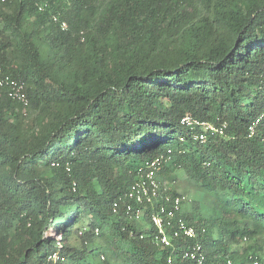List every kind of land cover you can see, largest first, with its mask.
I'll return each mask as SVG.
<instances>
[{"label":"trees","instance_id":"16d2710c","mask_svg":"<svg viewBox=\"0 0 264 264\" xmlns=\"http://www.w3.org/2000/svg\"><path fill=\"white\" fill-rule=\"evenodd\" d=\"M0 68V264H264V0H0ZM157 158L171 248L120 200Z\"/></svg>","mask_w":264,"mask_h":264},{"label":"built area","instance_id":"2783aa9c","mask_svg":"<svg viewBox=\"0 0 264 264\" xmlns=\"http://www.w3.org/2000/svg\"><path fill=\"white\" fill-rule=\"evenodd\" d=\"M63 30L67 29V24H62ZM0 88H5L8 91L9 97L13 100L27 104V97L25 93V85L12 79L0 68ZM181 125L190 131L204 130L210 134H223L226 125L217 128L215 125L201 122L191 116H186L181 120ZM194 139L206 143L208 140L206 133L196 132L193 134ZM183 141V138H180ZM161 159L157 158L151 162H147L142 172L138 176L136 183L129 189L127 194L120 200H128L125 204V211L127 215H135L136 220H140L145 216V210L139 208L152 207L153 211L150 213L151 224L156 231V243L163 248H171L175 245L174 242L181 238L195 239L196 231L192 226H188L180 217L182 213V199H172L169 196L162 195L163 183L159 179V170ZM117 208V203L114 205ZM137 206V207H135ZM139 208V209H137ZM144 210V211H143ZM100 230L96 229L99 234ZM60 245V244H59ZM61 246V245H60ZM201 250L200 245H197L189 254L191 259H196V253ZM51 261L60 260V255L54 253L49 258ZM204 260L201 258L200 263ZM170 262V261H169Z\"/></svg>","mask_w":264,"mask_h":264},{"label":"rangeland","instance_id":"374dc122","mask_svg":"<svg viewBox=\"0 0 264 264\" xmlns=\"http://www.w3.org/2000/svg\"><path fill=\"white\" fill-rule=\"evenodd\" d=\"M177 177H178V180L181 182L182 186L183 185L190 186L189 189H188V192L185 193L184 186L183 187L181 186V187L177 188L176 185H172L171 188H174V190H176V192H178L180 194H183L187 198L188 202L184 206H182V210L184 209V211H189L190 212V211L193 210V205L196 204V202L200 200V196H198L196 194L195 188H193L191 183L186 179V177L182 173L178 172L177 173ZM204 210L207 211V208H204ZM105 230H106V228H105ZM48 235L49 236H55V233H53V231L51 230L48 233Z\"/></svg>","mask_w":264,"mask_h":264}]
</instances>
